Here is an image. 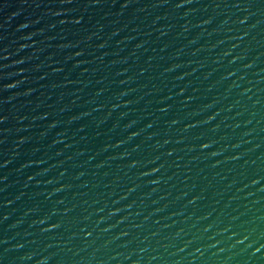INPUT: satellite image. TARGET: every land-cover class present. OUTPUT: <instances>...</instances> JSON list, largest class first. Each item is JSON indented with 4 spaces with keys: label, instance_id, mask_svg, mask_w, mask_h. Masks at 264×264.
I'll return each instance as SVG.
<instances>
[{
    "label": "water",
    "instance_id": "obj_1",
    "mask_svg": "<svg viewBox=\"0 0 264 264\" xmlns=\"http://www.w3.org/2000/svg\"><path fill=\"white\" fill-rule=\"evenodd\" d=\"M0 264H264V0H0Z\"/></svg>",
    "mask_w": 264,
    "mask_h": 264
},
{
    "label": "snow or ice",
    "instance_id": "obj_2",
    "mask_svg": "<svg viewBox=\"0 0 264 264\" xmlns=\"http://www.w3.org/2000/svg\"><path fill=\"white\" fill-rule=\"evenodd\" d=\"M89 235H90V233H89ZM256 251L258 252V251H260V249H259V248H257V249H256Z\"/></svg>",
    "mask_w": 264,
    "mask_h": 264
}]
</instances>
